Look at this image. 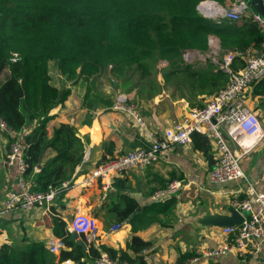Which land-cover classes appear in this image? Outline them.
Instances as JSON below:
<instances>
[{
  "label": "trees",
  "instance_id": "trees-1",
  "mask_svg": "<svg viewBox=\"0 0 264 264\" xmlns=\"http://www.w3.org/2000/svg\"><path fill=\"white\" fill-rule=\"evenodd\" d=\"M200 1L0 0V118L10 129L21 133L9 137V141L16 137L23 144L22 177L29 190L46 191L70 182L84 158L88 137L79 135L70 123L61 122L50 136L47 134L46 124L53 116L50 111L70 93L67 81L80 80L89 90L99 73L108 68L116 81L137 72L146 75L156 89L158 82L154 75L163 69L158 63L169 60L163 74L166 85L179 74L186 79L178 77L177 83L190 90L202 88L205 93L214 94L227 82L226 72L211 61L201 63L199 72L197 62H187L183 51L204 52L209 34L220 40V57L228 50L259 48L264 35L250 17L244 15L237 20L206 17L196 9ZM215 1L225 4L232 0ZM51 62L58 78L51 70ZM241 66L243 60L236 56L232 67ZM254 84L264 92V77ZM127 98L132 101L128 95ZM110 102L105 101L108 105ZM191 140L194 148L209 152L206 134L193 131ZM100 145L103 153L96 164L120 154L115 152L110 139H104ZM47 149L55 153L42 162ZM13 173L19 177L16 167ZM13 189L18 190L19 185ZM57 193L62 196L63 191ZM124 201L123 206L113 203L110 207L120 221L131 217L138 207L130 197H124ZM174 204L175 199L166 197L153 201L142 211L165 215ZM51 223L53 234L61 237L69 248L60 249L57 259L44 242L29 240L1 244L0 264H59L65 259L94 264L101 251L111 257L118 255L126 264H146L141 251L148 250L150 242L137 236L129 243L131 256L94 243L86 251L71 238L60 216L54 215ZM190 256L181 254L174 264H184Z\"/></svg>",
  "mask_w": 264,
  "mask_h": 264
},
{
  "label": "crops",
  "instance_id": "crops-1",
  "mask_svg": "<svg viewBox=\"0 0 264 264\" xmlns=\"http://www.w3.org/2000/svg\"><path fill=\"white\" fill-rule=\"evenodd\" d=\"M195 50L193 58L187 62H197V71L204 61L207 53ZM223 55V54H222ZM221 55V57H222ZM219 60L220 54L216 56ZM169 60L158 63L159 70L155 76L158 88L148 81V77L138 72L122 80H114L109 69L102 70L95 81L86 84L80 80L65 84L70 93L62 104H57L50 113L53 116L48 120L47 134L51 135L54 127L61 122L73 125L79 135L87 136L89 143L82 162L76 167L74 177L62 196L55 194L53 202L46 207L38 204L25 211L15 209L0 215V245L3 243L39 240L44 242L54 235L51 229L54 215L60 216L66 223L70 220L76 208L96 219L97 232L92 243L95 246L105 245L116 251H124L132 255L129 243L133 236L150 242L147 256L143 259L146 264H174L181 254H192L196 260L191 264H263L264 244L259 255L251 257L248 252L239 254L229 252L209 255L208 250L232 239V234H224L219 224L224 217H229L230 199L244 195V180H229L225 182H212L208 177L209 155L215 154V146L210 142V150L204 153L193 147L192 140L184 145H178L164 151L158 161L139 170L131 167L116 174L111 179V186L107 190L100 187L98 179H88L90 170L97 165L103 149L100 145L104 139L114 142L115 152L124 153L145 144L143 137L131 126L127 118L119 113L109 110L113 95L116 92H125L133 98L140 109V113L148 125L158 131L171 126L178 121L190 108L200 107L213 94L205 93L206 89H188L182 83H177L174 75L165 84L164 71L168 69ZM110 67V66H109ZM216 69V68H215ZM54 72L58 78V72ZM121 82L122 84H119ZM204 90V91H203ZM89 91V92H88ZM111 101L106 104L105 101ZM245 104L258 113L264 127V92L262 87L251 85L244 93ZM217 129L226 139L228 145L239 154L240 165L247 180L260 191H264V143L246 152L240 144L249 145L250 139L239 136L240 144L232 138L226 129L225 123H219ZM8 137L0 131V206L6 199L7 192L16 188L18 178L13 173V167L4 166L5 152L2 147ZM54 151L47 149L42 162L54 155ZM172 179L180 182V187L170 196L175 199L172 210L163 214L153 211L144 213L142 209L153 201L152 193L167 185ZM124 197H130L137 203L135 213L120 221L111 204H125ZM167 197V198H168ZM51 206L54 207L51 209ZM120 223V227L109 230V226ZM80 239L85 243L83 235ZM88 250V245L85 243ZM65 249H69L65 246ZM59 253V252H58ZM58 253H54L57 255ZM142 253V252H141ZM189 257V258H190ZM187 258L185 262L189 259ZM66 260V259H65ZM59 264H66L64 261ZM69 264H82L72 259Z\"/></svg>",
  "mask_w": 264,
  "mask_h": 264
},
{
  "label": "built area",
  "instance_id": "built-area-1",
  "mask_svg": "<svg viewBox=\"0 0 264 264\" xmlns=\"http://www.w3.org/2000/svg\"><path fill=\"white\" fill-rule=\"evenodd\" d=\"M210 3V7L204 8V4ZM198 8L203 16L210 18L225 17L237 20L241 16H248L256 22L257 27L264 35V14L255 11L249 0H232L224 5L215 0H202ZM209 50L203 54V59L213 58L217 67L228 75L225 85L212 94L201 107L190 108L183 116L171 126L158 131L148 125L139 106L130 101L124 92H116L113 95L109 110L123 114L135 131L146 141L141 147L120 153L113 158L95 165L89 172L88 183L91 179H98L100 187L107 190L111 186V179L131 167L139 170L158 161L160 156L169 148L184 145L191 141V133L198 131L208 136L215 146V154L208 171V177L212 182H225L229 180H244L245 188L242 197L230 199V207L236 209L242 216L238 224L222 227L224 234H232L229 241L207 251L209 255L237 252H248L251 257H257L264 244V191H260L247 180L240 165L239 154L227 143L224 136L217 129L219 123H225L228 134L240 144L239 136L247 137L251 141L249 145L240 144L244 152L258 147L264 143V127L258 113L249 108L244 101L245 91L254 83L264 77V39L259 48L248 47L244 51L228 50L217 60L220 44L213 34L207 36ZM197 51L186 49L182 56L185 60L193 58ZM236 56L243 60V66L234 69L232 62ZM0 130L7 137L21 136L20 132L10 129L4 120L0 118ZM4 166L16 167L19 172V189H10L6 199L0 206V215L15 209L29 210L38 204L46 207L53 202L58 191H64L68 186L65 181L58 188H50L46 191H31L22 177L25 169L23 158V144L19 138L10 141L5 154ZM180 187L177 179H172L164 187L152 193L154 199H163L170 196ZM120 227V223L109 226V230ZM69 231H76L83 235L85 243H92L97 232L96 219L83 213L79 208L74 211L73 217L67 222ZM45 248L52 254L65 248L64 240L56 235L48 237L44 241ZM143 256H147V248H143ZM196 257H190L185 264H191ZM69 264L71 260L66 259ZM94 264H126L118 255L111 257L106 251H101ZM264 264V263H263Z\"/></svg>",
  "mask_w": 264,
  "mask_h": 264
},
{
  "label": "water",
  "instance_id": "water-1",
  "mask_svg": "<svg viewBox=\"0 0 264 264\" xmlns=\"http://www.w3.org/2000/svg\"><path fill=\"white\" fill-rule=\"evenodd\" d=\"M251 7L259 12L260 14H264V0H249ZM264 150V147H263ZM209 164H212V156L209 155ZM230 213L232 214L229 217H224L221 221H219V224H221L222 226H228V225H234V224H238L241 220H242V216L240 215V213L230 207ZM71 233V238L76 240L77 243L82 247V249L85 250L86 245L85 243L80 239V234L77 233L76 231L72 230L70 231Z\"/></svg>",
  "mask_w": 264,
  "mask_h": 264
},
{
  "label": "rangeland",
  "instance_id": "rangeland-1",
  "mask_svg": "<svg viewBox=\"0 0 264 264\" xmlns=\"http://www.w3.org/2000/svg\"><path fill=\"white\" fill-rule=\"evenodd\" d=\"M202 1V0H201ZM200 1V2H201ZM199 2V3H200ZM198 3V4H199ZM221 4V3H220ZM222 5H224V4H222ZM196 9L198 10V12H200V10H199V8H198V5H197V7H196ZM201 13V12H200ZM217 37V36H216ZM217 41H218V43L220 44V40H219V38L217 37ZM51 70L52 71H55V64L53 63V62H51ZM131 98V97H130ZM132 100H133V98H131ZM1 131V130H0ZM2 132V131H1ZM2 134H4L3 132H2ZM8 140L7 141H5V143H3V145H2V147H3V149H4V152H5V154H6V152H7V150H8V148H9V144H10V141H9V137L7 138Z\"/></svg>",
  "mask_w": 264,
  "mask_h": 264
},
{
  "label": "bare ground",
  "instance_id": "bare-ground-1",
  "mask_svg": "<svg viewBox=\"0 0 264 264\" xmlns=\"http://www.w3.org/2000/svg\"><path fill=\"white\" fill-rule=\"evenodd\" d=\"M210 6H211L210 3L204 4V8H208Z\"/></svg>",
  "mask_w": 264,
  "mask_h": 264
}]
</instances>
